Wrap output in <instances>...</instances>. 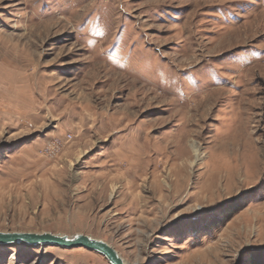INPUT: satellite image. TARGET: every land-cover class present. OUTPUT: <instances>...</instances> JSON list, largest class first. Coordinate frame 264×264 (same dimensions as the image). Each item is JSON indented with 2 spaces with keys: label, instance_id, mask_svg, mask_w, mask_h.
I'll return each instance as SVG.
<instances>
[{
  "label": "rangeland",
  "instance_id": "obj_1",
  "mask_svg": "<svg viewBox=\"0 0 264 264\" xmlns=\"http://www.w3.org/2000/svg\"><path fill=\"white\" fill-rule=\"evenodd\" d=\"M0 232L264 264V0H0ZM0 264L109 263L8 243Z\"/></svg>",
  "mask_w": 264,
  "mask_h": 264
},
{
  "label": "water",
  "instance_id": "obj_2",
  "mask_svg": "<svg viewBox=\"0 0 264 264\" xmlns=\"http://www.w3.org/2000/svg\"><path fill=\"white\" fill-rule=\"evenodd\" d=\"M8 243L52 245L65 249L84 248L100 254L109 264H127L109 243L81 233L66 235L49 232H0V245Z\"/></svg>",
  "mask_w": 264,
  "mask_h": 264
},
{
  "label": "bare ground",
  "instance_id": "obj_3",
  "mask_svg": "<svg viewBox=\"0 0 264 264\" xmlns=\"http://www.w3.org/2000/svg\"><path fill=\"white\" fill-rule=\"evenodd\" d=\"M192 147H193V149H194V151H196L197 149H196V146H194L193 144H192ZM127 263V262H126ZM128 264V263H127Z\"/></svg>",
  "mask_w": 264,
  "mask_h": 264
},
{
  "label": "trees",
  "instance_id": "obj_4",
  "mask_svg": "<svg viewBox=\"0 0 264 264\" xmlns=\"http://www.w3.org/2000/svg\"><path fill=\"white\" fill-rule=\"evenodd\" d=\"M253 263V262H252ZM254 264V263H253Z\"/></svg>",
  "mask_w": 264,
  "mask_h": 264
}]
</instances>
